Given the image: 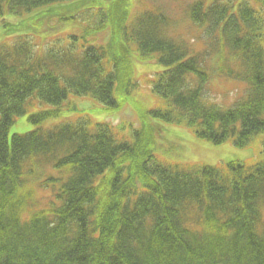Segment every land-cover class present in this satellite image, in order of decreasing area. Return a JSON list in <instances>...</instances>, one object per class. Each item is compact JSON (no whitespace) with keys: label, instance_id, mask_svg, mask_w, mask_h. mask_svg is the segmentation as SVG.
I'll return each mask as SVG.
<instances>
[{"label":"trees","instance_id":"trees-1","mask_svg":"<svg viewBox=\"0 0 264 264\" xmlns=\"http://www.w3.org/2000/svg\"><path fill=\"white\" fill-rule=\"evenodd\" d=\"M131 3L0 0V29L13 38L0 43V264H264V0L193 2L190 19L210 36L202 52L168 38L164 19ZM132 45L140 60L168 67L152 87L162 104L150 119L213 145L254 147L255 157L169 164L153 141L142 144L147 120L121 139L87 115L8 139L33 100L55 108L29 115L32 124L59 116L69 95L106 111L131 103ZM219 60L228 66L210 67ZM212 74L243 82L245 95L232 107L210 101ZM34 167L58 176L41 181L48 200L24 219L25 173Z\"/></svg>","mask_w":264,"mask_h":264},{"label":"rangeland","instance_id":"rangeland-1","mask_svg":"<svg viewBox=\"0 0 264 264\" xmlns=\"http://www.w3.org/2000/svg\"><path fill=\"white\" fill-rule=\"evenodd\" d=\"M199 0H132V9L135 11L150 10L164 19L165 25L163 31L167 33L168 38L176 43H183L188 48L196 52H202L206 49L210 36L204 37L205 32L202 26L193 23L190 19V8ZM7 21L11 24H16L22 17L6 16ZM14 20V22L12 21ZM209 26V27H208ZM206 28L212 32L214 24H209ZM70 32L66 27L62 30L61 35ZM102 38V34L97 35ZM54 37L44 38L42 41H36L38 46L46 47L50 40ZM13 38H9L6 29H0V43L5 41L10 42ZM2 41V42H1ZM194 41V43H192ZM136 45H132L135 70L133 79L135 80V91H131L130 101L119 111H106L102 109L96 101L85 96L69 95L64 101L59 116L44 121L40 124H32L28 120V116L38 111L51 110L55 107L42 103L38 100H33L32 105L28 107L26 112L17 117L8 130V139L12 135H22L31 132L37 128L49 129L58 124L74 122L81 115H87L93 122L107 123L114 126L117 131L118 138H130L132 132L139 126L140 122L148 121L151 125L153 133L149 128L142 136V144L153 141L152 152L163 162L169 164H187V163H202L211 166L226 165L231 161L250 162L256 154L253 148H238L233 145L232 141H224L213 145L205 140L194 137L193 133L184 127L166 124L158 119H150V110L159 108L162 104V99L154 94L155 88H152L156 79L162 72L168 69L156 59H148L142 57L140 60L139 49ZM138 48V47H137ZM41 51V48L38 50ZM214 56L210 52L205 56ZM224 68L228 66L223 60H219L217 64L214 61H209L210 67H216L218 64ZM234 64V63H233ZM191 78V75H188ZM246 85L238 80L218 77L212 74L208 89L205 96L210 101L223 107H232L237 99L245 95ZM241 107V106H239ZM158 131V132H157ZM32 173L26 172L24 180L23 197L24 204L21 210V216L26 219L32 214L42 209L47 202L48 191L41 188V181L48 180V175L52 178L58 176L57 170H51L48 167L35 169ZM39 177H42L39 180Z\"/></svg>","mask_w":264,"mask_h":264}]
</instances>
